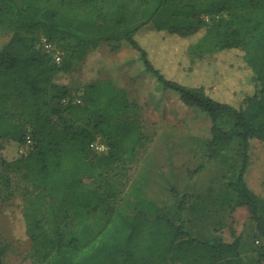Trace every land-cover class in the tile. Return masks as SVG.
<instances>
[{
    "label": "trees",
    "instance_id": "trees-1",
    "mask_svg": "<svg viewBox=\"0 0 264 264\" xmlns=\"http://www.w3.org/2000/svg\"><path fill=\"white\" fill-rule=\"evenodd\" d=\"M224 11L211 21L203 17ZM147 27L160 39L194 37L184 55L195 67L220 52L239 50L247 71L241 85L247 89L229 100L211 91L226 85L224 73L208 85L169 76L139 37ZM0 31L9 35L0 49V140L16 150L27 148L1 160L23 166L38 189L24 209L33 264H250L238 240L199 238L186 229L185 197L175 205L179 222L144 207L129 212L112 204L115 189L108 171L124 165L142 140L135 120H120L130 111L126 91L111 78L89 81L79 91L56 81L72 62L110 40L129 43L163 88L208 113L210 159L240 151L228 184L236 204L247 206L256 223L255 239L263 240L256 246V264H264V198L244 179L250 140L264 141V0H0ZM41 36L60 48V63L40 47ZM96 138L108 145L106 153L90 148ZM171 191L177 197L175 186ZM1 255L0 248V264Z\"/></svg>",
    "mask_w": 264,
    "mask_h": 264
},
{
    "label": "rangeland",
    "instance_id": "rangeland-1",
    "mask_svg": "<svg viewBox=\"0 0 264 264\" xmlns=\"http://www.w3.org/2000/svg\"><path fill=\"white\" fill-rule=\"evenodd\" d=\"M226 14L227 11L208 14L205 20ZM139 37L153 62L169 76L208 85L215 75L219 77L224 73L226 85L220 91L218 87L211 91L229 100L235 98L236 92L247 89L241 85L247 81V71L238 60L239 50L220 52L208 63L205 61L195 67L184 55L186 45L194 37L180 39L164 35L160 39L150 27L142 30ZM8 38V34L0 31V49ZM72 64L69 71L59 72L57 78L76 91L89 81L111 78L125 89L130 102L129 113L120 120H135L142 134L130 159L107 172L114 181L112 204L124 206L129 212L144 207L179 222L175 205L185 197L182 221L192 235L199 238L218 235L225 241L236 239L244 259L256 264V223L247 206L236 204V193L228 184L231 166L240 161L241 154L239 150H230L222 159L209 158L207 144L212 135V122L208 113L186 105L180 94L163 88L156 77L146 71L139 52L124 40L102 41L83 61ZM5 144L0 140V147ZM26 149L16 150L11 145L0 149L1 264H33L35 261L32 242L26 233L24 209L38 189L25 177L23 166L5 165L1 160H12ZM248 155L244 179L250 188L260 193V188H264V141L251 139ZM172 185L177 197L171 191ZM170 264L184 263L171 260Z\"/></svg>",
    "mask_w": 264,
    "mask_h": 264
},
{
    "label": "built area",
    "instance_id": "built-area-1",
    "mask_svg": "<svg viewBox=\"0 0 264 264\" xmlns=\"http://www.w3.org/2000/svg\"><path fill=\"white\" fill-rule=\"evenodd\" d=\"M203 17H204V19L205 18L208 19V14H205ZM206 21H208V20H206ZM39 45L47 53H49L52 56V59L54 62L60 63L62 61V51L60 50V48L57 46V44L55 42H53L52 40H50L46 36H41L40 40H39ZM74 99L76 102H80V99L77 95ZM63 101L66 102L67 98L63 99ZM30 143H31V138L28 135L27 139H26V144L28 145ZM89 146L94 152H96L98 154L106 153L108 150V145L99 138H96L95 140H93ZM254 241H255L256 245H260L263 242V240L259 237L256 238Z\"/></svg>",
    "mask_w": 264,
    "mask_h": 264
},
{
    "label": "crops",
    "instance_id": "crops-1",
    "mask_svg": "<svg viewBox=\"0 0 264 264\" xmlns=\"http://www.w3.org/2000/svg\"><path fill=\"white\" fill-rule=\"evenodd\" d=\"M93 49V48H92ZM91 49V50H92ZM91 50H89L88 51V53L91 51ZM88 53H87V55H88ZM56 81L58 82V83H62V84H66V85H69L67 82H65L64 80H61V79H59V77L58 78H56ZM250 187V186H249ZM255 193H257V195L259 196V197H262V198H264V188H260V193H259V191L257 192L256 190H254L253 188H251Z\"/></svg>",
    "mask_w": 264,
    "mask_h": 264
}]
</instances>
